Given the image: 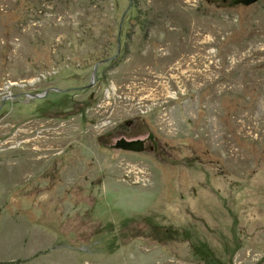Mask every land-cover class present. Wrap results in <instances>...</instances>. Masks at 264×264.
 <instances>
[{
    "label": "rangeland",
    "instance_id": "rangeland-1",
    "mask_svg": "<svg viewBox=\"0 0 264 264\" xmlns=\"http://www.w3.org/2000/svg\"><path fill=\"white\" fill-rule=\"evenodd\" d=\"M231 3L0 0V264H264V0Z\"/></svg>",
    "mask_w": 264,
    "mask_h": 264
},
{
    "label": "flooded vegetation",
    "instance_id": "flooded-vegetation-1",
    "mask_svg": "<svg viewBox=\"0 0 264 264\" xmlns=\"http://www.w3.org/2000/svg\"><path fill=\"white\" fill-rule=\"evenodd\" d=\"M42 76L44 75H41V77ZM39 79L40 78H37L36 80H39ZM50 91H60V89L51 87L49 91L45 90L42 93H38V94L35 93L33 94V96L36 98H47L48 97L47 93ZM90 98H91L90 102H93V100L96 98L94 92L91 94ZM85 103H88V102H85ZM104 125L107 126V129L99 133L97 136L99 144L102 145L103 147H113V144L118 139L125 138L127 140H143L144 148H145L144 151L151 150L156 153L159 151V142L155 134L150 130V128H147L146 130L148 132L147 135H146V131L145 132L144 131L143 132L134 131L135 130L134 129V126H135L134 119H128L124 122L116 123L115 121H112L110 118L104 123Z\"/></svg>",
    "mask_w": 264,
    "mask_h": 264
},
{
    "label": "water",
    "instance_id": "water-1",
    "mask_svg": "<svg viewBox=\"0 0 264 264\" xmlns=\"http://www.w3.org/2000/svg\"><path fill=\"white\" fill-rule=\"evenodd\" d=\"M258 1L260 0H232L231 5L241 4L245 6H250L252 4L257 3ZM114 147L135 152H140L145 149L143 140H127L125 138L118 139Z\"/></svg>",
    "mask_w": 264,
    "mask_h": 264
}]
</instances>
